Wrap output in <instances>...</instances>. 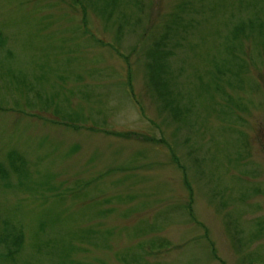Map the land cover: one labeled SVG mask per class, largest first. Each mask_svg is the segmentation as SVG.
<instances>
[{
  "label": "rangeland",
  "instance_id": "374dc122",
  "mask_svg": "<svg viewBox=\"0 0 264 264\" xmlns=\"http://www.w3.org/2000/svg\"><path fill=\"white\" fill-rule=\"evenodd\" d=\"M0 165V264H264V0H0Z\"/></svg>",
  "mask_w": 264,
  "mask_h": 264
},
{
  "label": "trees",
  "instance_id": "16d2710c",
  "mask_svg": "<svg viewBox=\"0 0 264 264\" xmlns=\"http://www.w3.org/2000/svg\"><path fill=\"white\" fill-rule=\"evenodd\" d=\"M128 134H130V133H124V135H126V137H129ZM9 157H10V160L15 159L14 162H15V161H18L19 164H20L21 166H22L23 163H24L23 159H22L21 157L17 156L16 153H12V152H11V153L9 154ZM0 167H1V170H2V173H0V180H1V181H5V180H7V178H8L7 172H6L5 168H4V169L2 168V165H0ZM12 167H13V169H12V168H11V169H12V171H13L14 173H18L19 176L22 175L21 171L23 170L24 166L18 168L16 165H12Z\"/></svg>",
  "mask_w": 264,
  "mask_h": 264
}]
</instances>
